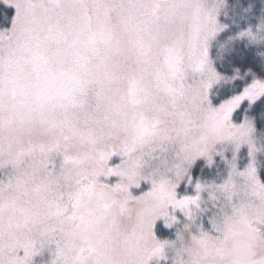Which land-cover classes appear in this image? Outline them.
<instances>
[{
  "label": "snow or ice",
  "instance_id": "snow-or-ice-1",
  "mask_svg": "<svg viewBox=\"0 0 264 264\" xmlns=\"http://www.w3.org/2000/svg\"><path fill=\"white\" fill-rule=\"evenodd\" d=\"M0 5V264H264V0Z\"/></svg>",
  "mask_w": 264,
  "mask_h": 264
},
{
  "label": "rangeland",
  "instance_id": "rangeland-1",
  "mask_svg": "<svg viewBox=\"0 0 264 264\" xmlns=\"http://www.w3.org/2000/svg\"><path fill=\"white\" fill-rule=\"evenodd\" d=\"M230 47V46H229ZM229 54V48H226L224 50V52L221 53V55L223 57H226ZM260 143L264 144V138L261 137L260 138ZM259 161L261 163V165H264V155H261L259 157ZM247 160L242 162V166L243 164H246ZM264 169V166H262L260 168V175L262 174V170ZM0 178H3V173L0 172ZM115 179V178H113ZM159 238L162 240L168 239V240H174L175 239V233L173 229H167V228H160V231L157 233ZM54 245L51 246V248H45L40 254H38L37 256H35L33 258V264H52V261L54 259V255H53V250L54 249ZM168 259L167 260H157V259H153L152 261H150V264H173V258L175 256V251L169 249L168 251Z\"/></svg>",
  "mask_w": 264,
  "mask_h": 264
},
{
  "label": "trees",
  "instance_id": "trees-1",
  "mask_svg": "<svg viewBox=\"0 0 264 264\" xmlns=\"http://www.w3.org/2000/svg\"><path fill=\"white\" fill-rule=\"evenodd\" d=\"M240 2H242V3H248V2H250V0H240ZM0 7H2V5H0ZM228 11H229V14L231 15V9H228ZM263 138H264V136H262ZM263 169V168H262ZM262 174H261V178L262 179H264V169L262 170V172H261Z\"/></svg>",
  "mask_w": 264,
  "mask_h": 264
}]
</instances>
